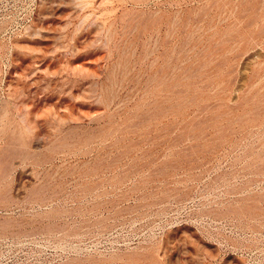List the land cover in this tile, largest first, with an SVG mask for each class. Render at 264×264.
I'll return each mask as SVG.
<instances>
[{"label": "rangeland", "instance_id": "obj_1", "mask_svg": "<svg viewBox=\"0 0 264 264\" xmlns=\"http://www.w3.org/2000/svg\"><path fill=\"white\" fill-rule=\"evenodd\" d=\"M0 264H264V0H0Z\"/></svg>", "mask_w": 264, "mask_h": 264}, {"label": "bare ground", "instance_id": "obj_2", "mask_svg": "<svg viewBox=\"0 0 264 264\" xmlns=\"http://www.w3.org/2000/svg\"><path fill=\"white\" fill-rule=\"evenodd\" d=\"M252 35H253V34H252ZM251 39H252V38H251ZM229 41H230V40H229ZM241 41H242V40H241ZM247 41H248V40H247ZM223 42H224V41H223ZM250 42H251V41H250ZM221 43H222V42H221ZM221 43H220V44H221ZM225 43H226V41H225ZM242 43H244V42H242ZM217 45H219V44H217ZM222 45H224V44H222ZM243 45H244V44H243ZM248 45H249V44H248ZM227 46H228V45H227ZM244 47H246V46H244ZM222 48H223V47H222ZM225 48H226V47H225ZM217 49H218V48H217ZM218 50H220V48H219ZM218 50H217V52H219ZM223 50H224V48H223ZM227 50H229V49H227ZM220 51H221V50H220ZM228 52H229V51H228ZM213 54H214V53H213ZM223 54H224V53H223ZM223 54H222V55H223ZM227 54H229V53H227ZM230 54H231V53H230ZM219 57H221V56H219ZM229 57H230V56H229ZM225 59H226V58H225ZM225 59H224V60H225ZM212 61H213V60H212Z\"/></svg>", "mask_w": 264, "mask_h": 264}]
</instances>
